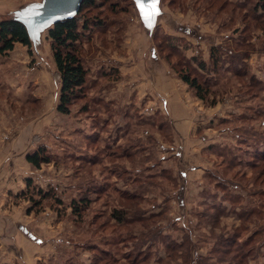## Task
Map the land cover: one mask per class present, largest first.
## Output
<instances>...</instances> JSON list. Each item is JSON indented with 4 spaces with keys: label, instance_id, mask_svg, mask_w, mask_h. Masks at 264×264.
I'll return each mask as SVG.
<instances>
[{
    "label": "rangeland",
    "instance_id": "1",
    "mask_svg": "<svg viewBox=\"0 0 264 264\" xmlns=\"http://www.w3.org/2000/svg\"><path fill=\"white\" fill-rule=\"evenodd\" d=\"M49 1L0 0V20H21L32 40L0 56V144L25 141L21 163L51 159L20 163L24 183L5 192L0 264H264L259 0H159L151 25L137 0H95L77 16L91 21L88 76L70 114L57 110L49 30L80 0H53L56 17ZM216 45L249 56L215 69ZM189 67L210 85L205 100L181 78Z\"/></svg>",
    "mask_w": 264,
    "mask_h": 264
},
{
    "label": "trees",
    "instance_id": "2",
    "mask_svg": "<svg viewBox=\"0 0 264 264\" xmlns=\"http://www.w3.org/2000/svg\"><path fill=\"white\" fill-rule=\"evenodd\" d=\"M258 4L264 9V0H259ZM93 8H95V0H81L75 15L56 21L53 27L49 30L54 63L61 78V91L57 110L62 114H70L71 106L84 96L88 70L86 69L81 57L80 45L86 35V30L89 28L91 21L89 19H85V21L80 24V19L77 16L83 10H92ZM262 28H264V25H262ZM247 39L248 38L243 37V39L236 42L234 46H245L247 48L248 45H245L247 44ZM17 44H21L28 48L32 46L30 32L27 26L21 20L15 18L1 19L0 56H4L14 50ZM247 56L249 55L238 53L235 48L231 49L228 47L225 50L223 45H216L211 49L210 59L211 65L216 67L215 69H221L218 65L222 66V68L227 65L226 61L223 60L224 58L243 60ZM197 66L200 71H205L207 68L206 62H203L202 60L198 61ZM187 69H189L190 72H181L182 80L196 91L197 97L200 100H205L210 94L209 83L205 81L200 82L199 76L192 74V68L189 67ZM245 71L246 70L244 69V72ZM235 73L241 74L236 70ZM241 76L243 75L241 74ZM26 159L27 162L35 169H40L42 164L50 163L51 161V159L45 155V153H41L40 150H37L33 154H28ZM261 160L264 161V157ZM41 192V190L39 192H33L30 191V189H27V191L21 195L28 197L31 201H33L35 206H38L41 203H38L35 199L31 198H34L35 195H40L45 200L46 195H43ZM76 211L77 210H74V212ZM117 212L119 211H114V218L118 222L122 221L121 217L116 215Z\"/></svg>",
    "mask_w": 264,
    "mask_h": 264
},
{
    "label": "crops",
    "instance_id": "3",
    "mask_svg": "<svg viewBox=\"0 0 264 264\" xmlns=\"http://www.w3.org/2000/svg\"><path fill=\"white\" fill-rule=\"evenodd\" d=\"M163 88H167V86L165 85L163 86ZM168 88H170V86H168ZM20 140H22V138ZM21 142L22 141H20L19 143L13 142L11 144L6 145V147L4 148L2 147L3 145L0 144V203L2 200L5 199L4 195L6 191H9L11 188L16 187L18 183H24L18 181V177L19 176L21 177L20 175L21 172L19 171V165L22 161H20L19 158L15 157L17 154H21V152L16 153V151L18 150L20 151L24 149L23 143L25 141L22 142V146L20 144ZM12 156H14L13 160L10 158ZM23 163H21V165H23ZM27 165H29V163L27 164V162H25L24 168H26ZM3 204L0 205V236L2 235L4 228L7 229V225L5 226V224L2 222L3 217L1 216L3 214V211H1V207ZM15 223L20 224L18 219H15ZM13 225L14 223H10L9 228L12 227ZM0 243L2 242L0 241Z\"/></svg>",
    "mask_w": 264,
    "mask_h": 264
},
{
    "label": "snow or ice",
    "instance_id": "4",
    "mask_svg": "<svg viewBox=\"0 0 264 264\" xmlns=\"http://www.w3.org/2000/svg\"><path fill=\"white\" fill-rule=\"evenodd\" d=\"M158 4L159 0H137V7L141 13V17L149 25H151L155 17L159 15ZM35 14L38 15V13ZM39 27L42 30L44 26L40 25Z\"/></svg>",
    "mask_w": 264,
    "mask_h": 264
},
{
    "label": "water",
    "instance_id": "5",
    "mask_svg": "<svg viewBox=\"0 0 264 264\" xmlns=\"http://www.w3.org/2000/svg\"><path fill=\"white\" fill-rule=\"evenodd\" d=\"M52 2H53V0H50V1H49V4H50V5H49V7H50V11H49L48 13H46V15H49V16H51V17L54 15V16L56 17L57 14H58L60 11H56V8L53 7V6L51 5ZM80 2H81V0H80ZM80 2H79V3H80ZM79 3H78V5H77V8H78V6H79ZM77 8H76V10H77Z\"/></svg>",
    "mask_w": 264,
    "mask_h": 264
},
{
    "label": "bare ground",
    "instance_id": "6",
    "mask_svg": "<svg viewBox=\"0 0 264 264\" xmlns=\"http://www.w3.org/2000/svg\"><path fill=\"white\" fill-rule=\"evenodd\" d=\"M163 93V92H162Z\"/></svg>",
    "mask_w": 264,
    "mask_h": 264
}]
</instances>
